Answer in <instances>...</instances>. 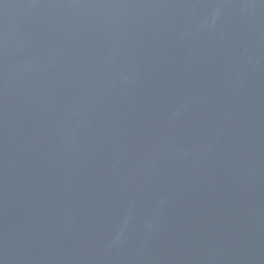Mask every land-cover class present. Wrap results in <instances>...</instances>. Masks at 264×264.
Segmentation results:
<instances>
[{
  "label": "water",
  "instance_id": "water-1",
  "mask_svg": "<svg viewBox=\"0 0 264 264\" xmlns=\"http://www.w3.org/2000/svg\"><path fill=\"white\" fill-rule=\"evenodd\" d=\"M0 264H264V0H0Z\"/></svg>",
  "mask_w": 264,
  "mask_h": 264
}]
</instances>
